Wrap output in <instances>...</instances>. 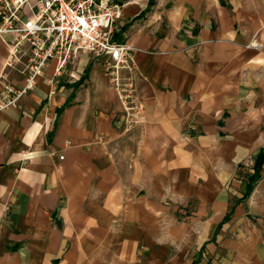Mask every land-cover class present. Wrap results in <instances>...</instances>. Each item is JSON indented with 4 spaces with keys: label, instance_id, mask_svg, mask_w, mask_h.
I'll return each mask as SVG.
<instances>
[{
    "label": "crops",
    "instance_id": "0c3cea01",
    "mask_svg": "<svg viewBox=\"0 0 264 264\" xmlns=\"http://www.w3.org/2000/svg\"><path fill=\"white\" fill-rule=\"evenodd\" d=\"M143 121L98 58L0 112V264H264V0H113ZM0 39V95L28 58Z\"/></svg>",
    "mask_w": 264,
    "mask_h": 264
},
{
    "label": "built area",
    "instance_id": "2783aa9c",
    "mask_svg": "<svg viewBox=\"0 0 264 264\" xmlns=\"http://www.w3.org/2000/svg\"><path fill=\"white\" fill-rule=\"evenodd\" d=\"M123 3L113 0H0V39L12 35V55L28 58L27 81L21 88L6 85L0 112L16 106L51 59L55 74L81 52L98 58L122 107L127 127L143 121L145 105L138 94L131 47L115 39Z\"/></svg>",
    "mask_w": 264,
    "mask_h": 264
},
{
    "label": "trees",
    "instance_id": "16d2710c",
    "mask_svg": "<svg viewBox=\"0 0 264 264\" xmlns=\"http://www.w3.org/2000/svg\"><path fill=\"white\" fill-rule=\"evenodd\" d=\"M264 168V148L260 150L255 158L253 172L249 176L247 184V194L252 190L255 183L261 178V172Z\"/></svg>",
    "mask_w": 264,
    "mask_h": 264
}]
</instances>
